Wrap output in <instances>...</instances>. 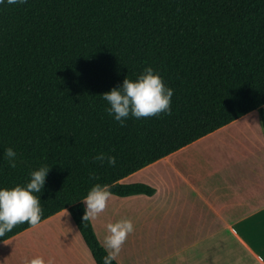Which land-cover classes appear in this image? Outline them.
I'll return each instance as SVG.
<instances>
[{"label": "trees", "instance_id": "1", "mask_svg": "<svg viewBox=\"0 0 264 264\" xmlns=\"http://www.w3.org/2000/svg\"><path fill=\"white\" fill-rule=\"evenodd\" d=\"M146 67L173 90L171 114L121 126L103 94ZM257 108L264 129V0L0 3V189L49 167L41 221L68 209L97 264L107 253L81 200L95 184L153 194L120 180ZM101 152L115 167L93 160Z\"/></svg>", "mask_w": 264, "mask_h": 264}, {"label": "crops", "instance_id": "2", "mask_svg": "<svg viewBox=\"0 0 264 264\" xmlns=\"http://www.w3.org/2000/svg\"><path fill=\"white\" fill-rule=\"evenodd\" d=\"M153 194L111 195L93 220L130 219L120 264H264V129L260 108L120 180ZM67 210V212H66ZM42 256L97 264L68 209L0 242V264Z\"/></svg>", "mask_w": 264, "mask_h": 264}, {"label": "clouds", "instance_id": "3", "mask_svg": "<svg viewBox=\"0 0 264 264\" xmlns=\"http://www.w3.org/2000/svg\"><path fill=\"white\" fill-rule=\"evenodd\" d=\"M3 3V0H0ZM9 5L25 4L27 0H7ZM173 90L165 87L161 77L155 74L151 67H146L143 73L135 80L127 77L118 88H113L103 94V99L110 104L107 109L109 115H113L121 126L124 120L131 114L137 119L158 116L161 113L171 114V97ZM16 152L12 148L5 150V156L9 165L15 168ZM94 161L102 164L107 162L111 167L116 165V157L106 153H98L93 157ZM49 167L43 166L31 172V180L26 187L19 185L11 189H0V237L11 232L19 224L27 223L36 227L43 214L40 199L34 193H40L44 187ZM92 179H98L92 174ZM109 185L95 184L88 194L81 199L85 204L83 222L93 221L104 212L111 198ZM67 212V210H66ZM134 231V225L130 219H120L108 222L105 225L106 234L103 237L102 247L106 255L102 258L103 264H112L119 256L122 246L128 235ZM22 264H55L53 258L47 261L42 256H34L31 259L24 257Z\"/></svg>", "mask_w": 264, "mask_h": 264}]
</instances>
